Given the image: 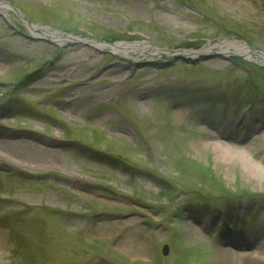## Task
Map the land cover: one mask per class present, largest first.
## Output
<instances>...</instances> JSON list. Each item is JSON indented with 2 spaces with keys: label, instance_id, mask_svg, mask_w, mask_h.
<instances>
[{
  "label": "rangeland",
  "instance_id": "1",
  "mask_svg": "<svg viewBox=\"0 0 264 264\" xmlns=\"http://www.w3.org/2000/svg\"><path fill=\"white\" fill-rule=\"evenodd\" d=\"M3 1L0 264H247L264 251L263 196L194 197L264 195L262 65L210 56L224 40L264 54V0Z\"/></svg>",
  "mask_w": 264,
  "mask_h": 264
},
{
  "label": "bare ground",
  "instance_id": "2",
  "mask_svg": "<svg viewBox=\"0 0 264 264\" xmlns=\"http://www.w3.org/2000/svg\"><path fill=\"white\" fill-rule=\"evenodd\" d=\"M5 1L0 0V8H3L6 6ZM42 34H45V32H41ZM50 34L49 36L56 38V40H65L68 36L64 35V34H59V33H48ZM47 35V33H46ZM98 45V44H97ZM101 48H107V49H112L114 51H137V50H144L146 48H148V45L145 42H138V43H133V42H119L116 44H108V43H103V44H99L98 45ZM220 51L222 53H240L242 55H245L247 57H252L255 53H253V51H251V49L249 48V46H247V44H245L244 42L240 41V40H231V41H226L224 40L222 43L218 44ZM210 49H206V50H200V51H187L184 52V55L189 56V57H193L196 56L199 53H207L210 52ZM256 55V59L264 64V55L262 53H257ZM116 65H122L120 69H118L117 71H120L123 67H124V63L121 61L120 62H116ZM142 93V92H141ZM142 98L145 97V94H141ZM216 133L220 136V137H225L226 138H230L231 137L225 132V131H220L217 130ZM228 135V136H227ZM235 139V138H233ZM222 147H228L227 145L220 143L219 144ZM142 248L141 246H139L136 250V252H141ZM247 254H252L251 256H246L244 259L246 260L247 264H264V251L261 248H257L254 249L252 251H250V253L248 252Z\"/></svg>",
  "mask_w": 264,
  "mask_h": 264
},
{
  "label": "trees",
  "instance_id": "3",
  "mask_svg": "<svg viewBox=\"0 0 264 264\" xmlns=\"http://www.w3.org/2000/svg\"><path fill=\"white\" fill-rule=\"evenodd\" d=\"M190 43H191V47L192 46H197L192 41ZM232 59H233L234 62H236V63H243L246 66L247 65L249 66L250 64L255 65V64H253L251 62L246 61L245 59H243L240 56H233ZM256 67L259 68V69H262V71H264V68L263 67H260V66H257V65H256ZM222 189H223L222 191H220L218 193H215V194L213 192H209L208 191V192H204V193L201 192L200 194H197L194 197H196L197 199L198 198L205 199L206 202H208V203H210V201H213V200H215L217 198L227 199L228 202H229L232 198H234V197L238 198V197H240L241 195H244V194H251V195H254V196H258V197H260V196H263L264 197V195H261V194H252L251 192L247 191V189L246 190L239 191V192H237L234 195H232L229 192V190H227L225 188H222Z\"/></svg>",
  "mask_w": 264,
  "mask_h": 264
},
{
  "label": "water",
  "instance_id": "4",
  "mask_svg": "<svg viewBox=\"0 0 264 264\" xmlns=\"http://www.w3.org/2000/svg\"><path fill=\"white\" fill-rule=\"evenodd\" d=\"M251 51H253V53H255V54H257V53H261V52H258V51L255 50V49H251ZM217 54H220V53H219V52H214V53L210 54V56L217 55ZM232 54H239V55H242V54H240V53H232ZM210 56L208 55V57H210ZM242 56H244V55H242ZM180 57H181V58H182V57L188 58V57H186V56L183 55V54H179L177 58H180ZM191 59H193V58L191 57ZM165 252H167V245L165 246Z\"/></svg>",
  "mask_w": 264,
  "mask_h": 264
}]
</instances>
